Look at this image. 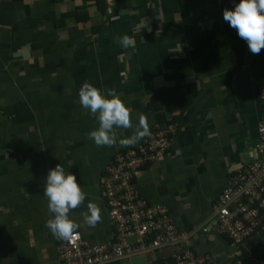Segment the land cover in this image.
<instances>
[{"label": "crops", "instance_id": "crops-1", "mask_svg": "<svg viewBox=\"0 0 264 264\" xmlns=\"http://www.w3.org/2000/svg\"><path fill=\"white\" fill-rule=\"evenodd\" d=\"M234 3L0 0V264H61L63 240L45 227L50 213L43 196L44 177L58 163L85 193L69 211L79 225L74 232L94 246L115 242L101 194L106 169L118 153L168 128L170 149L134 181L139 196L166 207L189 236L190 246L179 247L211 264L264 255V225L237 246L218 232L215 210L231 175L261 161L256 144L264 48L252 54L223 20V10ZM125 35L127 46L120 43ZM240 50L246 54L238 65ZM84 82L114 90L130 110L131 126L114 128L111 146L88 138L98 122L79 104ZM191 87L197 91L192 102L166 106L161 123L151 107L156 94L179 89L186 95ZM141 115L150 134L122 146ZM89 203L100 208L95 227L83 223ZM171 251L145 248L110 264H172Z\"/></svg>", "mask_w": 264, "mask_h": 264}, {"label": "built area", "instance_id": "built-area-1", "mask_svg": "<svg viewBox=\"0 0 264 264\" xmlns=\"http://www.w3.org/2000/svg\"><path fill=\"white\" fill-rule=\"evenodd\" d=\"M260 91L264 106V78L260 81ZM258 132L256 150L261 161L231 175L215 204L218 232L227 235L237 246L264 225V112ZM170 135L169 128L154 132L137 147L115 156L101 181V194L115 226V242L94 246L86 243L79 232H74L58 246L61 264H110L141 249L159 251L166 247L172 248V264H211L208 259L179 247L190 246L188 234L178 230L166 207L151 206L135 187L141 168L168 152ZM227 264H264V255L240 257Z\"/></svg>", "mask_w": 264, "mask_h": 264}, {"label": "clouds", "instance_id": "clouds-1", "mask_svg": "<svg viewBox=\"0 0 264 264\" xmlns=\"http://www.w3.org/2000/svg\"><path fill=\"white\" fill-rule=\"evenodd\" d=\"M222 18L229 27L236 30L237 36L246 42L252 54L260 53L264 48V0H235L231 8L223 10ZM120 43L127 46L129 38L126 35L120 37ZM258 87L261 96L260 82ZM78 97L81 107L87 109L98 122V127L88 133V138L95 145L111 146L115 142L114 128L131 126L130 110L114 90H102L84 82L78 91ZM149 134L146 117L141 115L135 134L121 139L119 143L122 146L135 144ZM43 196L47 198L50 213L45 227L55 238L69 239L79 226L69 216V211L85 200V193L78 184L76 175L60 163L56 164L44 177ZM87 207L88 212L83 214V223L95 227L101 219L100 208L95 203H89Z\"/></svg>", "mask_w": 264, "mask_h": 264}, {"label": "trees", "instance_id": "trees-1", "mask_svg": "<svg viewBox=\"0 0 264 264\" xmlns=\"http://www.w3.org/2000/svg\"><path fill=\"white\" fill-rule=\"evenodd\" d=\"M96 1H98V4L100 6L101 3H103L104 5L106 4V0H96ZM235 54L238 56L237 59H239L238 65H241L244 62V57L246 52L244 50H240L237 51ZM178 91L179 89L166 90L164 92H160L156 94L154 100L152 101L151 104L152 109L160 112L159 121L161 123L163 122V119H165L162 111L166 106H171V105H178L180 107L186 106L192 102L194 95L197 93V91L194 90L193 88L186 95H182V94L178 95L177 93ZM141 169H143V167ZM115 264H118V262Z\"/></svg>", "mask_w": 264, "mask_h": 264}, {"label": "rangeland", "instance_id": "rangeland-1", "mask_svg": "<svg viewBox=\"0 0 264 264\" xmlns=\"http://www.w3.org/2000/svg\"><path fill=\"white\" fill-rule=\"evenodd\" d=\"M139 263H140V261L135 260V262L133 264H139Z\"/></svg>", "mask_w": 264, "mask_h": 264}]
</instances>
